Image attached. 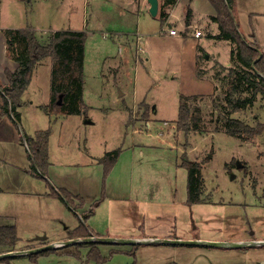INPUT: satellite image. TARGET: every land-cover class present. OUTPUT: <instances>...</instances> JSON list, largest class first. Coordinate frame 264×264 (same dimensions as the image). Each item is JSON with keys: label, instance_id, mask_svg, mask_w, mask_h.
Masks as SVG:
<instances>
[{"label": "rangeland", "instance_id": "374dc122", "mask_svg": "<svg viewBox=\"0 0 264 264\" xmlns=\"http://www.w3.org/2000/svg\"><path fill=\"white\" fill-rule=\"evenodd\" d=\"M118 1L90 0L87 5L84 0H0V25L35 26L43 29L46 35L51 34L53 30L90 33L84 44L82 101L85 108L73 114L69 111L68 102L62 109L51 107L50 76L44 65L38 64L33 77L31 76L30 87H32L27 89L23 98L26 105H20L15 109L18 116L16 119L12 112H9L18 124L16 131L20 135L17 136V132L9 128L8 117L4 120L0 119V138L6 141L4 146L0 145V151L8 149L13 162L11 160L9 162L8 159L5 161L13 166L27 169L32 176H28L29 179L13 173L6 176L7 181L14 182L12 185L17 186V189L24 190L26 181H32L30 178L33 177H43L47 189H53L52 183L47 178L48 174L42 175L35 169L27 145V140L33 136L31 134L34 130L50 128L52 161L59 162L58 165L63 166L70 162L78 163L81 158L79 152H83L84 145L90 147V154L93 156H103V151L108 153L119 147L124 150L126 145L131 143L132 137L134 138L131 135V131L135 129L131 128L132 125L141 130L148 129L150 135L160 131L164 132V135L168 133L171 137L173 129L169 126L174 124L178 116V82L182 66L181 42L162 37L159 18L154 20L145 11L142 24L148 26L147 29L153 33L157 31V37L153 35L144 37V41L148 40L151 51H154V56L149 62L152 71L150 70L149 73L150 78L146 79L142 73H139V80H135L134 84L129 83V78L122 73V69L115 72L114 63L110 59V57L126 55V50L124 49L122 53L120 49V41H125L127 38L130 43L132 38H137L134 18L123 17L115 12ZM185 1L181 0L176 19L184 18ZM205 2L207 1L194 0L193 6L198 15L203 16V12L207 10ZM252 4L253 0H239L238 8L234 11L236 22L246 39L257 29L259 32L262 31V28L250 22V19L252 11L262 9L263 4L255 8ZM235 26L237 29L236 24ZM129 46L125 47L128 51L131 50L130 54L133 57V45ZM174 76L178 78L176 81L171 80ZM182 77L181 81H184ZM219 86L218 95L212 98L214 105L211 106L210 101L207 103L208 107H201L203 110L201 108V110H191L193 114L201 117L198 132H190L188 135L181 132L175 139L172 136L173 142H169L168 148L157 143L158 140L154 141L151 137H146L145 132H140L138 135L142 143L144 141L155 148L146 149L142 160L136 157V161L142 162L137 164L140 169L137 176L138 189L134 195L139 201L152 197L151 200L166 204H156L153 207L148 205L147 208H143L142 205L125 208L121 205L118 199L127 197L130 188L127 165L123 167L118 177L117 172L112 178L108 175L104 184L101 178L100 191L95 189L96 183L94 187L89 186L86 197L93 199L90 204L94 207L102 203L96 216L90 215V219L94 218L93 221L88 222L90 228L100 231L98 237L118 240L145 236L159 237L154 238L157 240H175L178 237L184 241L203 238L211 242L264 238V210L260 209V202L264 203L261 201L264 194V144L255 143L253 146L243 142L226 134L222 127L226 117L253 125L254 116H260L261 111L252 110L249 113L243 110L231 113L225 105L224 94L227 93L228 86L225 83H220ZM239 88L245 98L250 96L248 91H244L245 85H240ZM143 96L145 100H141ZM31 101L34 102L33 105ZM2 103L0 94V110ZM40 104L44 105L39 106ZM214 107L221 109L213 110ZM54 110H58L61 114H57ZM150 116L151 128H146L145 124ZM90 119L93 121L92 124H84L85 120ZM262 136L264 137V134ZM61 142H63L62 150ZM176 146L178 151L175 150ZM182 152H186L189 160L202 164V177L207 191L211 193L210 198L202 204L189 205L186 202L187 171L181 167ZM138 154L140 153L136 152L137 156ZM2 161L0 156V163ZM14 170L20 174L17 168ZM56 173L67 183V187L69 185L71 189L84 190L85 186L79 184L77 178L71 175L68 177L64 169L58 167ZM108 178L111 179V185L108 184ZM32 182L43 186L41 181ZM74 198H71L69 203L63 197L60 198L69 212L66 224L71 228L78 224L88 231L89 227L83 222L87 219V213H83L78 207L77 202L80 197L78 200ZM37 224L25 223L20 228L23 242H26V235L37 228H43L45 232L34 237H46L47 233L48 239L45 240L47 242L61 239V232L66 226L65 223L50 224L41 219H38ZM115 234L117 236H114ZM86 245L79 244L80 247ZM89 245L101 246V257L106 258L102 264H264V245L233 249L155 243ZM74 248L75 245H65L55 252L36 256L35 263L32 262L31 255H27L2 258L0 264H98L95 259H89L88 253L84 250L79 249V257L60 254Z\"/></svg>", "mask_w": 264, "mask_h": 264}, {"label": "crops", "instance_id": "0c3cea01", "mask_svg": "<svg viewBox=\"0 0 264 264\" xmlns=\"http://www.w3.org/2000/svg\"><path fill=\"white\" fill-rule=\"evenodd\" d=\"M90 0H84V2H87V5L89 4ZM205 2L207 10L203 12V16L198 15L195 12V8L193 6L194 0H186L185 6H184V18L176 19L177 16V8L179 4L181 3V0H157L158 2V10L157 14L155 16H152L149 13V4L147 0H119L116 3L115 12L120 14L123 17H132L135 20V34L136 36H140V39H133L128 42V39L126 38L125 41H120V49L126 50V55H122L119 57H110L112 59V62L115 66V72H119L122 69V73L129 78V83L133 82L135 83V80H139V73H142L143 77H146L148 79L149 73L152 71L150 61L152 60L154 56V51H151L149 48L148 40L144 41V37L147 35H153V37H157L156 32L149 31L147 28L148 26H145L142 24V17L144 16V12L147 11L148 15L152 18L157 19L159 18V25L160 30L162 27H171L172 29L176 30V35H170L168 33L160 34L163 35L162 37L168 38L169 40H178L180 43V63L181 66V75H180V81L178 82V101L179 96L184 95L186 97H192L196 96L197 100H190L188 102L189 106L191 107V110L194 109H200L201 107H208L207 103L211 101V106L214 105L212 98L218 95V92L220 90V83H225L228 86V73L229 69L234 67L235 61L232 57L233 51L235 50V44L232 43L230 40H226L223 38H216L220 34V29L218 23L214 20V17L216 16L215 10L211 6L208 0ZM252 1V0H251ZM239 0H233L232 6L230 8L231 15L233 16V19L235 21V24L237 25V29L239 34L245 39L249 44L258 47L259 53L261 55H264V0H253V6L259 7L261 4H263L262 9H255L257 11H252V17L250 19V22H253L256 26H260L262 28V31H255L253 32L251 37H244L245 35L241 32L240 26L237 24L235 19V9L238 8ZM165 15H164V14ZM251 23V25L253 24ZM182 26L180 28V26ZM167 27L164 28L167 30ZM9 29H29L32 30L35 33L36 38L39 40L40 44L47 45L49 43V36L53 34V32H58L59 30H53L51 31V34H45L43 33L44 30L37 28L35 26H16V27H7V25H0V88L1 86L6 87L8 85V80L6 78L5 72L9 71L11 73L15 72L18 69V63L9 55L8 49H7V42L6 37L4 35L5 30ZM85 31V30H84ZM92 31V30H91ZM196 31H200L201 35L198 38L194 37V33ZM72 32H79V31H72ZM86 37L89 36V31H85ZM88 38V37H87ZM130 40V39H129ZM167 40V39H165ZM129 46L127 44L133 45V57L127 50V47ZM129 46V47H132ZM137 47V49L135 48ZM136 50V51H135ZM85 54V53H84ZM114 58V59H113ZM117 59V60H115ZM38 64H43L45 69L48 70L47 73L50 76L51 80V71H52V62L49 57L38 61L35 64V67L32 72V77L34 75L35 69ZM131 65V67H129ZM149 66V69H148ZM151 70V71H150ZM223 75V76H222ZM183 76V77H182ZM31 77V78H32ZM184 79V81H181ZM150 78V77H149ZM167 78V77H166ZM178 78L176 76L172 77L171 80H177ZM29 82V85L23 92L21 96V104L20 105H26V102L23 101V98L25 96V93L27 89L32 84V79ZM180 83V85H179ZM32 87V86H31ZM30 87V88H31ZM192 87V89H191ZM151 88V87H150ZM148 89V92L150 90ZM197 88V89H196ZM196 89V90H195ZM0 94H3L0 89ZM146 96V95H145ZM145 96L141 100H145ZM50 100V98H49ZM36 103V102H35ZM31 104L33 105L34 102L31 101ZM147 105V103H145ZM44 105V104H42ZM41 104L39 106H42ZM149 106V105H148ZM179 106V103H178ZM196 106V107H195ZM215 108V107H214ZM154 109V107H153ZM203 110V108H201ZM200 109V110H201ZM221 107H217L213 110H219ZM252 110H260L261 114L260 116H254L255 119H253V125H256L257 123H263L264 122V103L261 99V96H257L254 103L245 109V111H248L249 113ZM11 114V113H10ZM9 115H5L0 110V119L4 120L6 117L9 119V128L14 129L15 131L17 129L18 124L16 123V120L12 118ZM64 116V115H63ZM151 116L149 117L148 121L145 124L146 128H151L150 120ZM177 120V119H176ZM176 120H174V124L169 126V128L173 129V133L170 137L168 133L165 135L164 132H155V134H148V129L141 130L138 127L131 126V128H135L131 131V135L134 136L131 139V143L126 145L124 150L121 151V154L119 155L115 165L113 166V169L111 170L109 176L112 178L116 172L117 177L120 172H122L123 167L126 165L129 166V179H130V188L128 191L127 197H121L118 199V201H121V205H124L125 208H132L133 206L140 207V205L144 207H148V205L155 206L156 204L164 205L166 203L156 202L149 198L145 201H139L138 198L134 195L136 190L138 189V180L137 176L139 173L140 166L137 164H140L142 161H136V157L138 160L143 159V153L146 151V149H153L155 146L147 145L138 137L140 132H145L146 137H151L154 141L158 140L157 143H160L168 148L169 142H173L171 140L172 136L175 137L179 136L181 131L177 132L176 128ZM89 121V122H88ZM93 121L85 120L84 124H92ZM251 125V124H249ZM251 125V126H253ZM138 126V125H137ZM16 131V132H17ZM37 130H34L31 135H34ZM20 133L17 132V136H19ZM263 135V134H262ZM258 136L251 142H246L248 144H252L255 146V143H260L261 145L264 144V137ZM51 136L52 131L49 136V142H48V162L49 167L46 172V176L49 179V182L52 183V188L48 190L47 185L45 181L42 178L33 177L30 178L32 181H41L43 183L42 185L36 184V182H32L31 180L26 181L27 185L25 186L24 190L17 189V186H14V182L10 183L7 181L8 175L10 173L16 174V175H23L25 179H29V177H32L27 172V169H24L19 166H13L9 163H7L5 160L8 159L9 162L12 161L10 159V154L8 149H4L3 152L0 151V156L2 157V162L0 163V227L1 226H14L16 230L17 235V243L15 245L14 251L9 252H15V251H21V250H29L34 248H39L41 246H44L46 244H58L61 242H66V240H76L73 239L72 233L78 230L79 225H73V227H69L66 224V218L69 217V212L65 208V204L61 201L60 198L52 196V192H58L57 190L64 189L69 194H71L74 199L78 200L79 209L83 211V213H87L91 208H93V215L100 210V204H97L93 207L92 202L93 199H89L87 195L89 186H93L95 184V189L99 191L101 190V178L103 173V167L99 163V159L102 157L99 155H91L90 154V147H86L84 145L83 152H79L81 155V158L79 159L78 163H66L64 166L62 164L58 165L59 162L52 161V154L50 151L51 148ZM21 138V136H20ZM6 141L0 138V145L4 146ZM62 143L60 145L61 150ZM86 144V142H84ZM142 147V148H141ZM120 148V147H119ZM144 149V150H140ZM104 150V149H103ZM176 151H178V146L175 148ZM79 151V150H78ZM136 152H139L138 156L136 155ZM103 155L106 153V151L102 152ZM183 153V152H182ZM186 153V152H185ZM11 160V161H10ZM261 160V159H260ZM13 162V161H12ZM197 162V161H196ZM199 163V162H198ZM145 165V163L143 164ZM24 166V165H21ZM178 164H176V167ZM202 166V164H201ZM64 169L65 173L69 177L70 175L73 178H77L80 182L79 184H83L85 186L83 191H78L76 189H71V186L67 183L62 181L61 178L58 177L56 173L57 168ZM14 168L18 169L20 174L18 172H14ZM117 170V171H116ZM29 176V177H28ZM35 179V180H34ZM108 182L109 185H111V179H109ZM44 181V182H43ZM45 183V188H44ZM187 187V173H186V185ZM94 192V191H93ZM264 193V191H263ZM92 194V193H91ZM84 195V197H83ZM97 195V192L95 193V196ZM211 196V193L207 191V188L204 183L203 179V195L202 199H209ZM85 198V199H84ZM88 198V199H86ZM95 198V197H94ZM136 198V199H135ZM186 200H187V189H186ZM264 201V194L262 195V200ZM206 202V201H205ZM76 203V204H77ZM202 204V203H201ZM261 210H264V203L260 202ZM199 205V204H195ZM89 216L85 222V224L89 227L88 222L93 221V217L90 219ZM80 217V216H79ZM38 219L44 220L46 222L51 223H65L66 226L64 227V231L61 232V239L57 240H50L49 242L45 241L48 239L47 233L46 237L43 240H39L38 237L35 235L42 234L43 228L40 229H34L31 233H28L26 235V242H23V238L21 237V231L20 228L25 225V223H29L32 225H38L37 221ZM64 224V225H65ZM107 231V230H106ZM105 231V232H106ZM89 237L92 236H100V231L97 229L95 230L93 227H89L88 230ZM104 233V232H103ZM107 234V233H105ZM109 234V233H108ZM114 236H117L116 234ZM118 238V237H114ZM159 237H153V236H145L142 238L136 237L133 240L137 239H154ZM171 238V237H168ZM81 239V238H77ZM178 240H182L181 238H175ZM196 240H202L206 241L203 238H196ZM220 242H227V243H241V244H249L248 246H242V247H249L251 246V243L253 242H264V238L262 239H254V240H243V239H232L231 241L227 240H221ZM92 244V243H89ZM87 244L86 246L79 247L80 251L84 250V252H87L90 250L91 245ZM93 246V245H92ZM98 247L97 249L100 250L101 246H94ZM242 247H222V248H242ZM2 247H0L1 249ZM56 250L59 248H55ZM54 250V249H53ZM68 251V250H67ZM7 252H4V250L0 251V254H4ZM101 253V252H100ZM65 256V255H64ZM16 257V256H15ZM10 257V258H15ZM68 257V256H67Z\"/></svg>", "mask_w": 264, "mask_h": 264}, {"label": "trees", "instance_id": "16d2710c", "mask_svg": "<svg viewBox=\"0 0 264 264\" xmlns=\"http://www.w3.org/2000/svg\"><path fill=\"white\" fill-rule=\"evenodd\" d=\"M208 1L215 10L216 16L214 20L218 23L220 29V34L216 38L230 40L235 44V50L232 54L235 64L234 67L228 70V77L230 79L228 81L227 93L224 94L225 105L231 113H236L250 107L257 96H261L264 103V55L259 53L258 47L249 44L243 39L236 29L235 21L230 12L233 0ZM4 35L6 37L9 55L18 63V69L13 73L9 71L5 72L8 85L0 88L3 93L1 94L3 101L1 111L3 114L8 115L11 111L15 119L18 117L15 109L21 104V96L29 85L35 64L47 57L52 62L51 107L62 109L65 108L68 102L69 111L73 114L79 113L80 110L86 107L82 101L85 32H55L49 37V43L47 45L40 44L35 33L29 29H9L4 31ZM240 85H245L244 91H248L250 94L248 98L242 95V90L239 88ZM59 96H61L60 105L57 104ZM190 100L196 101L197 97L179 96L176 128L185 135L200 130L198 123L201 117L191 112V107L188 104ZM10 108L11 110H9ZM54 111L57 114H61L58 110ZM222 127L226 134L236 137L243 142H251L256 137L264 134V122L257 123L256 126H251L241 120L226 117ZM50 133V128L37 131L27 140V145L35 163V169L42 175H46L49 167L48 142ZM120 153L121 149L117 148L112 152L105 153L99 159V163L103 167V184ZM181 167L187 171V204L204 203L206 200L201 198L203 195L201 164L189 160L186 154L183 153ZM51 195L58 198L63 197L67 203L71 202V198H73L66 191L52 192ZM92 213L93 208L87 212L86 218L92 215ZM72 235L74 236L73 239L87 238L90 236L88 231L80 226ZM17 241L14 226L0 227V247H2V251H14ZM79 247V244H75L74 250H65L60 254L79 257ZM57 250L51 249L33 254L31 255L32 262L35 263L36 256L49 254ZM87 256L89 259H95L98 264L106 261L105 257H101L100 251L92 245Z\"/></svg>", "mask_w": 264, "mask_h": 264}, {"label": "water", "instance_id": "95a60500", "mask_svg": "<svg viewBox=\"0 0 264 264\" xmlns=\"http://www.w3.org/2000/svg\"><path fill=\"white\" fill-rule=\"evenodd\" d=\"M149 4V13L152 16H155L157 14L158 10V2L157 0H147ZM58 105L61 104V96H59ZM89 122V121H88ZM39 240L45 239V237H38ZM89 244V243H108V244H115V243H123V244H132V245H139V244H170V245H187V246H214V247H242V246H248L249 244H241V243H227V242H211V241H202V240H157V239H141V240H118V239H111V238H104V237H87V238H81L76 240H68L66 242H61L58 244H46L44 246H41L39 248L29 249V250H21V251H15V252H7L4 254H0V260L2 258L7 257H15V256H27V255H33L40 253L45 250H51L55 248H61L65 245H75V244ZM264 245V242H253L251 243V246H262Z\"/></svg>", "mask_w": 264, "mask_h": 264}, {"label": "built area", "instance_id": "2783aa9c", "mask_svg": "<svg viewBox=\"0 0 264 264\" xmlns=\"http://www.w3.org/2000/svg\"><path fill=\"white\" fill-rule=\"evenodd\" d=\"M166 27H162V29L160 30V34H165V33H168L170 35H175L176 34V31L174 29H172L171 27H169V28L167 27V30H166V29H164ZM200 35H201V32L200 31H196L194 33V37L195 38H198ZM137 39H140V36L139 35L137 36Z\"/></svg>", "mask_w": 264, "mask_h": 264}]
</instances>
